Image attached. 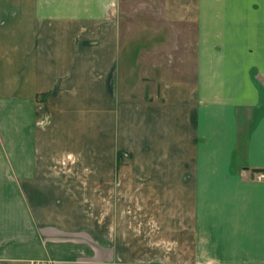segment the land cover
I'll use <instances>...</instances> for the list:
<instances>
[{"label":"crops","instance_id":"crops-1","mask_svg":"<svg viewBox=\"0 0 264 264\" xmlns=\"http://www.w3.org/2000/svg\"><path fill=\"white\" fill-rule=\"evenodd\" d=\"M258 174L264 0H0V264H264Z\"/></svg>","mask_w":264,"mask_h":264},{"label":"built area","instance_id":"built-area-1","mask_svg":"<svg viewBox=\"0 0 264 264\" xmlns=\"http://www.w3.org/2000/svg\"><path fill=\"white\" fill-rule=\"evenodd\" d=\"M256 179H257V180H263V179H264V175H263V174H258V175L256 176Z\"/></svg>","mask_w":264,"mask_h":264},{"label":"trees","instance_id":"trees-1","mask_svg":"<svg viewBox=\"0 0 264 264\" xmlns=\"http://www.w3.org/2000/svg\"><path fill=\"white\" fill-rule=\"evenodd\" d=\"M43 97H44V96H41V97H40V100H42ZM118 158H119V155H118Z\"/></svg>","mask_w":264,"mask_h":264}]
</instances>
